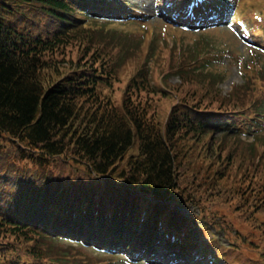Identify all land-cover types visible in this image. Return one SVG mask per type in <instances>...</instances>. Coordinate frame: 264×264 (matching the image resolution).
Returning <instances> with one entry per match:
<instances>
[{
  "label": "trees",
  "instance_id": "16d2710c",
  "mask_svg": "<svg viewBox=\"0 0 264 264\" xmlns=\"http://www.w3.org/2000/svg\"><path fill=\"white\" fill-rule=\"evenodd\" d=\"M86 3L0 0V264H116L123 251L149 248L158 257L157 246L169 247L172 236L174 251L188 259L202 242L198 218L216 228L203 243L212 264H223L213 251L227 264L230 257L264 264V170L256 165L263 65L245 69L242 84L214 99L218 75L187 67L211 46L184 49L190 55L180 73L206 78V99L220 105L184 100L162 124L153 98L166 90L151 83L148 69L130 77L120 105L107 92L117 79L114 50H98L90 62L96 49L79 16L90 14ZM9 15L28 22L18 26ZM109 34L119 58L128 56L125 42L135 48L123 32ZM74 44L78 55L64 56ZM224 53L241 67V56ZM230 139L239 146L223 147ZM183 206L199 213L188 216ZM220 231L228 246H216Z\"/></svg>",
  "mask_w": 264,
  "mask_h": 264
},
{
  "label": "rangeland",
  "instance_id": "374dc122",
  "mask_svg": "<svg viewBox=\"0 0 264 264\" xmlns=\"http://www.w3.org/2000/svg\"><path fill=\"white\" fill-rule=\"evenodd\" d=\"M173 1L174 7L171 8H167V0H104L102 5L89 1L90 16L84 13L79 15L85 19L84 27L91 30V48L96 49V52H91L90 62L97 58L98 50L102 51L105 48L114 50L112 60L115 63L117 79L113 84V89L107 92L111 94L116 105L121 104L124 89L130 77L139 69H148V78L151 83L157 85V88L166 90L164 93H156L153 98V112L158 113L162 124L166 121L173 106L184 100H201L203 105L210 108L220 105L218 101L212 102L206 99L205 92L202 90L209 88L206 78L184 76V73H180L178 68L183 64L180 60L190 55L188 52L182 53L184 49H192L190 47L193 45L200 49L202 46H212L217 49L232 50L244 60L240 67L234 60L223 57L220 61L210 63L209 67H206L207 70L196 73L197 75L207 73L218 75L217 79H220L218 87L221 92L219 88L212 87L214 94L211 95L214 99L216 95L223 98L233 92L236 85L243 83L242 78H245L246 71H256L257 63L264 67V31L261 25H254L253 29L250 26L247 27L245 22L243 24L239 19L240 17L245 18L248 23L250 16L246 13L250 10L252 3L263 7L261 0H251L243 13L244 0H218L209 13H204L210 8L207 0ZM126 2L130 5L123 4ZM176 12H182L186 18L178 17ZM261 16L263 17L262 14ZM8 19L18 26H23L28 22L26 16L23 15H9ZM115 30L123 32L119 34L121 36L131 37L130 45L135 47L132 48L125 42L123 46L128 56L123 59L119 58L121 54L118 53L121 46L117 41L108 37L109 33H114ZM206 42L208 43L205 44ZM81 50L82 47L78 44L71 45L64 56L70 55L75 58ZM118 59L122 62L120 66H117ZM251 66L253 67L250 68ZM244 69L248 70L243 71ZM244 104L246 105L245 102ZM237 146L239 145L230 139L223 147L233 149ZM201 147L205 149L206 146ZM263 149L264 144L259 143L260 152L256 156V165L262 170H264V163L260 159ZM218 151L219 149L214 154L216 155ZM256 165L254 170L257 168ZM181 209L188 216L199 213L197 206H183ZM196 221L199 226L195 228L194 233L206 230L207 234L199 233V235L207 243L212 237L210 232L213 233L216 228L214 224L205 225L203 219L198 218ZM216 237L219 240L216 246L230 244L225 232H217ZM231 250L233 247H227V251ZM192 253V262L195 264H209L208 258L202 254L201 249H195ZM213 254L218 255L223 262L224 258L219 253L213 251ZM121 256L123 261H117L116 264H138V262L127 260L128 254H121ZM230 259H233L231 264H236L237 257H230Z\"/></svg>",
  "mask_w": 264,
  "mask_h": 264
},
{
  "label": "bare ground",
  "instance_id": "6f19581e",
  "mask_svg": "<svg viewBox=\"0 0 264 264\" xmlns=\"http://www.w3.org/2000/svg\"><path fill=\"white\" fill-rule=\"evenodd\" d=\"M177 16L180 17V18H183V13L182 12L181 13H178Z\"/></svg>",
  "mask_w": 264,
  "mask_h": 264
}]
</instances>
